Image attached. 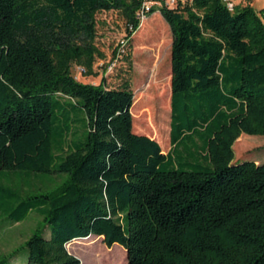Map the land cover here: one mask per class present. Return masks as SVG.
<instances>
[{
	"label": "trees",
	"instance_id": "1",
	"mask_svg": "<svg viewBox=\"0 0 264 264\" xmlns=\"http://www.w3.org/2000/svg\"><path fill=\"white\" fill-rule=\"evenodd\" d=\"M140 2L0 0V212L15 224L39 211L50 229L25 241L22 264H81L68 245L91 236L121 246L127 264H264V164L233 163V146L264 137V9L193 0L151 10L172 37L163 153L132 131L129 83L71 75L77 65L96 76L97 14L120 13L130 35ZM62 99L84 113L80 140L68 138ZM15 174L66 177L22 196L32 187L12 186Z\"/></svg>",
	"mask_w": 264,
	"mask_h": 264
},
{
	"label": "rangeland",
	"instance_id": "2",
	"mask_svg": "<svg viewBox=\"0 0 264 264\" xmlns=\"http://www.w3.org/2000/svg\"><path fill=\"white\" fill-rule=\"evenodd\" d=\"M232 10L235 6L247 4L256 11L264 9V0H223ZM157 13V12H156ZM126 22L118 12H102L96 16L95 46L101 56L93 65L96 76H86V71L77 65H72L71 75L78 82L98 85L103 79L108 89L121 88L125 82L133 91L131 108L132 131L155 140L163 153H167L169 144L170 123V46L171 32L161 16H148L142 27L132 34L127 55L121 60V65L112 73H107V67L113 59L117 45L126 36ZM61 99V97L58 96ZM70 111L69 140H80L85 133L84 113L74 108L75 102L62 99ZM245 137H250L243 135ZM162 146H161V145ZM194 151L193 161L201 153L199 147L191 146ZM234 164L254 162L264 164V137H253L233 146ZM201 158V162L203 163ZM61 179L53 175L36 174L22 176L15 174L10 177L12 186H31L24 188L21 195H40L50 192L60 184ZM40 232L44 238L50 234L49 226L44 222L43 215L36 210L28 213L21 221L10 224L6 215L0 212V260L7 259L11 264H22L26 257L23 245L35 232ZM68 251L81 264H127L124 249L119 245L108 248L101 237L91 236L87 239L74 241L68 245Z\"/></svg>",
	"mask_w": 264,
	"mask_h": 264
},
{
	"label": "built area",
	"instance_id": "3",
	"mask_svg": "<svg viewBox=\"0 0 264 264\" xmlns=\"http://www.w3.org/2000/svg\"><path fill=\"white\" fill-rule=\"evenodd\" d=\"M192 1L193 0H141L140 6L135 13V18L139 22V28H141L143 23L148 19V16L154 7L164 6L173 10L189 4ZM128 31H130L131 34L128 35L126 28L127 34L117 45L113 59L107 67L106 72L109 74L115 71L121 65L122 58L128 53L131 36L133 33H135V31L132 30V27H129Z\"/></svg>",
	"mask_w": 264,
	"mask_h": 264
},
{
	"label": "crops",
	"instance_id": "4",
	"mask_svg": "<svg viewBox=\"0 0 264 264\" xmlns=\"http://www.w3.org/2000/svg\"><path fill=\"white\" fill-rule=\"evenodd\" d=\"M155 16H160V14L157 12V13H154ZM171 78V76H169ZM140 135V134H138Z\"/></svg>",
	"mask_w": 264,
	"mask_h": 264
}]
</instances>
